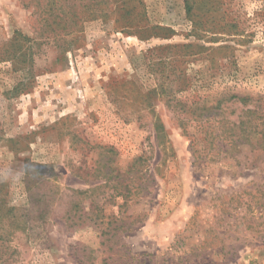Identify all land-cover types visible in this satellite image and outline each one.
<instances>
[{"label": "rangeland", "instance_id": "obj_1", "mask_svg": "<svg viewBox=\"0 0 264 264\" xmlns=\"http://www.w3.org/2000/svg\"><path fill=\"white\" fill-rule=\"evenodd\" d=\"M21 2L0 0V44L15 31L34 36ZM143 2L150 25L174 31L169 39L139 41L97 19L67 52L42 42L32 78L0 62V184L15 217L0 220V264H264V0H219L220 25L234 28L202 41L187 35L184 0ZM182 43L217 49L188 59L191 87L175 99L220 105V116L190 117L186 132L165 95L143 97L174 86L168 66L162 78L148 67L159 56L147 49ZM27 77L31 86L12 92ZM217 121L220 131L235 124L215 140L218 152L205 140ZM227 135L242 144L229 149ZM108 157L112 181L97 176ZM27 170L36 174L28 184ZM103 184L92 199L77 193ZM126 186L122 205L114 188ZM113 219L130 230L107 238Z\"/></svg>", "mask_w": 264, "mask_h": 264}, {"label": "trees", "instance_id": "obj_2", "mask_svg": "<svg viewBox=\"0 0 264 264\" xmlns=\"http://www.w3.org/2000/svg\"><path fill=\"white\" fill-rule=\"evenodd\" d=\"M23 8L30 9V16L34 18V36L30 37L19 31H15L13 36L0 44V62H9L14 72H24L30 75V71L33 68L34 57L36 54L35 49L42 42H52L60 50V53L69 51L74 48L81 41L84 24L93 21L101 20L103 23H111L114 31L119 30L120 32L128 35L135 36L139 41H147L152 38L169 39L174 34L172 29L152 26L149 24L146 18L145 6L143 0H21ZM219 0H184L185 17L190 24V29L187 33L188 36L195 38L197 41H202L206 34H221L226 32L227 35L234 28L231 22H225L220 25L223 21L225 14L219 17ZM221 18V19H219ZM51 44V43H50ZM217 49V48H216ZM215 48H206L203 45L195 43H182V44H168L159 45L153 48H148L146 52L155 53L153 55L159 56L156 63L148 65L151 70H155L154 73L159 72L158 76L162 78L166 66H168L167 78H172L171 83L174 86H168V89L164 87V82L158 83L157 86L145 93L143 97H147L149 100L152 97H162L167 99V105L171 110L176 111L179 115L177 122L179 127L185 130V122L190 120V117L195 122H200L207 116H220L217 112V108L220 106L218 103L215 106H206L195 104L194 109L186 107V105L175 99V94L186 91L191 87V78L185 72V66L188 59L197 56L204 52V50H216ZM218 49H227V47H218ZM212 59V58H211ZM154 68V69H152ZM27 75V76H29ZM24 78L18 82L13 88L12 92H22L21 90L27 89L31 86V79ZM230 97H233L230 96ZM249 111H247L248 113ZM184 114L185 117H180ZM220 122H214L212 129L206 134L205 140L209 146L215 151H220L221 147L216 145L215 140L222 137V132L228 131L229 133L235 127V124L228 123V127L225 130L220 131L218 126ZM240 126L244 125L241 121ZM154 129L156 131V138H162L164 136V126L160 120V117L154 113ZM239 127V126H236ZM224 128V127H223ZM227 145L229 149L237 147L242 144L239 139H234L227 135ZM195 141V140H194ZM192 141L191 146L193 152L196 154L198 149ZM105 150V148H104ZM106 153L111 154L112 149L106 148ZM104 158V157H103ZM141 157L135 158L136 161H141ZM198 159V157H195ZM112 158L108 157L107 162L101 163L103 168L106 167V171H97V176L102 174V177L111 180L114 178L110 173L112 167L109 163L112 162ZM27 166L35 167L37 169L43 166L38 164H32L30 162ZM136 168L135 164H131L128 174L132 173ZM109 174V175H106ZM36 177L35 171L27 170L25 172V183H29L28 178ZM100 177V176H99ZM48 177H38L39 181L49 180ZM27 179V180H26ZM106 184V183H105ZM103 185H97L86 191H77L87 199L94 198L93 193L102 187ZM114 185H118L114 183ZM113 185V186H114ZM4 184H0V220H4L5 216L10 219L15 218L12 213V208L7 207L6 204V193H3ZM115 196H120L123 199V204L132 193L130 187L126 186L122 189L119 187L114 188ZM140 192V191H139ZM138 192V193H139ZM74 192H72L73 194ZM89 193V194H88ZM74 195V194H73ZM73 195H69V200H73ZM97 221H95L96 224ZM100 224V223H99ZM106 227L102 230V234L106 236L108 233L112 238L116 229L130 230L129 224L122 222L121 219H113L105 223ZM124 256V255H123ZM142 256V255H140ZM129 257V256H128ZM127 259V255L125 257ZM133 259V258H130ZM128 263V262H127Z\"/></svg>", "mask_w": 264, "mask_h": 264}]
</instances>
